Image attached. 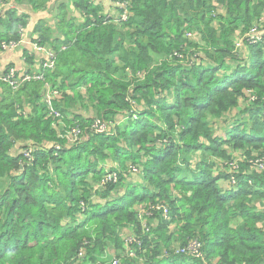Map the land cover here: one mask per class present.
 <instances>
[{
  "label": "trees",
  "instance_id": "16d2710c",
  "mask_svg": "<svg viewBox=\"0 0 264 264\" xmlns=\"http://www.w3.org/2000/svg\"><path fill=\"white\" fill-rule=\"evenodd\" d=\"M13 1L34 10L47 2ZM263 13L264 0H133L127 22L115 24L93 0H63L57 19L65 36L48 48L53 69L16 92L0 83V264H264V207L254 205L264 201V169L249 163L264 159V44L235 51L238 39L261 29ZM4 15L0 52L21 40L26 25L24 15ZM36 31L44 46L49 31ZM43 83L62 92L54 108L66 124L83 129L93 119L67 117L62 102L77 100L115 123L113 134L86 130L81 142L63 147L45 116ZM26 95L28 115L20 111ZM239 101L248 118L214 136L213 120ZM28 148L30 160L22 154ZM217 161H237L226 190L217 183L229 175ZM109 162L117 180L98 187ZM131 166L140 183L128 180ZM148 203L165 204L168 216L154 213L143 233L136 214ZM123 235L141 241L136 259L123 255ZM191 238L201 242L202 257L163 256Z\"/></svg>",
  "mask_w": 264,
  "mask_h": 264
},
{
  "label": "built area",
  "instance_id": "2783aa9c",
  "mask_svg": "<svg viewBox=\"0 0 264 264\" xmlns=\"http://www.w3.org/2000/svg\"><path fill=\"white\" fill-rule=\"evenodd\" d=\"M113 7L111 14L108 15V19H111L113 23L120 24L125 23L130 17V5L133 0H108ZM22 34L23 28L19 29ZM187 38H193L191 33L186 34ZM244 42L250 45H255L257 43H263L264 39L263 35L260 33V29L255 26L246 33V35L240 39H238L235 43V51H241L245 53ZM21 40L17 43L10 42L8 44H2L1 50H13L19 44ZM33 48L37 51L43 52L45 54L46 60L41 63V73L38 75H34L31 73H23L19 75L13 68H8L4 72L0 71V83L7 85L12 91H18L25 83L33 81V80H41L43 81L42 72L46 70H52L55 62V55L52 51L45 49L44 47L38 46L36 43H33ZM239 53V52H238ZM174 56L180 58V55L174 53ZM128 77L131 78V73L127 71ZM145 76V73H139L136 75L138 80H142ZM62 99V92L56 88H52L48 83H43L42 87V97L41 101L45 107V116L52 120L51 127L56 130L58 134V138L63 141V147H71L73 145L81 142L86 136V130L96 134V135H106L110 136L113 134V130L115 127V123L111 124L108 122H104L99 118H95L91 121L90 125L85 128H80L77 123H72L70 125L64 122L63 115L54 108V102H59ZM253 100V98H251ZM134 109L136 110V105H134ZM126 117L124 116L122 120ZM135 119V116L132 117ZM56 149L59 148L58 145L55 146ZM32 149L28 148L27 150L22 151L23 157L26 160H30V156L32 153ZM219 165H223L226 168V173L229 175V184L234 185V177L235 172L237 173V161L231 162H221L217 161ZM250 165L262 171L264 168V159H258L253 162H249ZM116 166L112 163L110 165H104V176L100 179L98 183V187H103L108 183H114L117 180ZM112 170V171H111ZM130 172L137 173L138 169L136 167H130ZM162 215L167 219L168 210L164 205H153L152 203H148L145 205H141L137 210V219L141 224V229L143 233H148V219L153 217V214L156 212H161ZM147 219V220H146ZM133 245L140 246L141 241L136 239L134 236H126L124 237V256L129 259H136L135 251L133 250ZM202 244L196 239L192 238L186 242L183 246L175 247L173 250L169 252H164L163 256L168 255H183L187 257L200 258L202 257ZM83 257V250L77 254V258ZM120 260L117 258L112 259L111 264H120ZM139 264H143V259H138Z\"/></svg>",
  "mask_w": 264,
  "mask_h": 264
},
{
  "label": "crops",
  "instance_id": "0c3cea01",
  "mask_svg": "<svg viewBox=\"0 0 264 264\" xmlns=\"http://www.w3.org/2000/svg\"><path fill=\"white\" fill-rule=\"evenodd\" d=\"M63 2V0H47L44 8L40 10H34V8L28 4H16L13 0H6L5 4L0 9V18L4 19V14L8 10H13L17 15L25 16V27L21 37V43L13 50H5L0 52V71L4 72L7 68H14L15 71L21 75L26 72H30L32 74L38 75L41 72V63L46 60L45 54L43 52L37 51L33 48V43L38 41L40 33L36 31V27L41 26L42 29L48 30L49 39L43 44L44 48L49 50L52 49L53 40H63L65 36V28L62 29L58 19H57V6ZM95 4H98L101 7V12L104 17L111 14L113 10L112 4L108 0H93ZM219 12L222 13V7H220ZM72 16L75 18L74 26H77L81 20L79 14L77 12H73ZM259 27L260 33L264 38V13L259 19ZM62 29V30H60ZM0 32L4 33L3 29L0 28ZM60 41V42H61ZM119 60V59H118ZM118 64V61H116ZM121 63V62H120ZM119 65V64H118ZM68 95H72V93L68 92ZM66 108V115L68 118L72 115H81L85 118H91L92 116H96V111L87 103L82 104L77 100H72L71 103H63ZM245 103L243 101H239L238 108L236 110L231 111V113L225 115V117H230V121L233 122L237 119H241L244 113L241 112V107L244 106ZM31 105L29 104V100L27 95L21 98L20 103V111H22L25 115L30 114ZM222 119V118H221ZM220 119V120H221ZM220 120H213L214 122H218ZM226 124L224 127L219 126L218 129H222L224 134L217 135L216 131L213 132L214 136L223 138L227 128H230ZM20 151V145L17 144L11 151V155H16ZM217 175V174H216ZM214 176V175H213ZM129 181L139 182L140 183V175L133 174L131 178L129 177ZM225 181V180H220ZM220 183L219 188H222L224 183ZM225 188L224 190H226ZM127 232V230H124ZM129 231V230H128Z\"/></svg>",
  "mask_w": 264,
  "mask_h": 264
},
{
  "label": "rangeland",
  "instance_id": "374dc122",
  "mask_svg": "<svg viewBox=\"0 0 264 264\" xmlns=\"http://www.w3.org/2000/svg\"><path fill=\"white\" fill-rule=\"evenodd\" d=\"M188 39H190L191 40V42H193L192 41V38H188ZM81 89V88H80ZM80 92H82V91H80ZM233 114L231 113V115L230 116H232ZM92 117H96V116H92ZM97 118V117H96ZM242 119L241 120H244V119H246V118H248V116H246L245 114L243 115V117H241ZM229 123V125L228 126H230V125H232V123H233V120L232 121H230V117H225V118H222L220 121H218V122H215L213 125H212V127H213V129H214V131H216V134L217 135H222V134H224V132H222V129L220 128V129H218V127L221 125V126H225L226 124H228ZM110 166H112V163H108ZM219 170H220V172L221 173H223L224 171H225V166H223V165H220L219 167ZM214 176L216 175V172L213 174ZM221 183H224V185H223V189H225V188H227V185H228V183H226V181H220ZM218 186H220V183L218 184ZM254 205H255V207H257V208H262V207H264V201L263 202H258V201H256L255 203H254ZM178 246H180L179 244H174V248L175 247H178Z\"/></svg>",
  "mask_w": 264,
  "mask_h": 264
},
{
  "label": "clouds",
  "instance_id": "9594fccd",
  "mask_svg": "<svg viewBox=\"0 0 264 264\" xmlns=\"http://www.w3.org/2000/svg\"><path fill=\"white\" fill-rule=\"evenodd\" d=\"M2 0H0V9H1V7L5 4V2L3 1V2H1ZM19 15V14H18ZM107 17V16H106ZM23 30H24V28H23ZM23 33V32H22ZM21 37H22V34H21ZM264 39V38H263ZM35 43L37 44V41H35ZM39 46V45H38ZM41 47H43V46H41ZM8 69V68H7ZM14 69V68H13ZM15 70V69H14ZM42 71V70H41ZM26 73H30V72H26ZM41 73V72H40ZM39 73V74H40ZM32 74V73H31ZM35 75V74H34ZM69 91H66V93H68ZM96 117H93V119H95ZM92 119V120H93ZM91 120V121H92ZM122 120V119H121ZM106 165H109V164H106ZM132 167H136L137 169H138V172L137 173H133V174H138L139 173V175H140V169L137 167V166H132ZM216 172V174H217V171H215ZM214 172V173H215ZM224 173H226V168H225V171H224ZM131 172H130V175H133ZM227 174V173H226ZM226 183H228V185H227V188H229L230 186H232V185H230L229 184V181H226ZM223 189V188H222ZM153 204V203H152ZM153 205H164L166 208H167V206L165 205V204H162V203H154ZM141 205H139L138 207H140ZM137 210H138V208H137ZM167 210H168V208H167ZM161 213H162V211H161ZM136 216H137V214H136ZM163 216V215H162ZM168 216V215H167ZM164 217V216H163ZM165 218V217H164ZM126 236H130V235H123V237H126ZM192 239V238H191Z\"/></svg>",
  "mask_w": 264,
  "mask_h": 264
}]
</instances>
